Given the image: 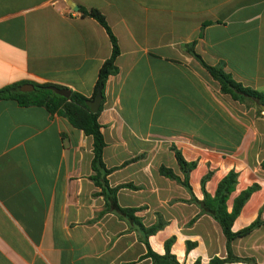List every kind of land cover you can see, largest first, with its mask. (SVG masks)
<instances>
[{"label":"crops","instance_id":"obj_1","mask_svg":"<svg viewBox=\"0 0 264 264\" xmlns=\"http://www.w3.org/2000/svg\"><path fill=\"white\" fill-rule=\"evenodd\" d=\"M95 8L117 39L98 115L103 161L122 208L135 209L152 251L181 264L227 256L218 222L201 213V179L213 195L233 169L235 190L257 184L234 219L238 231L264 221V110L220 90L201 63L264 91V0H0V88L19 81L50 83L90 96L111 55L105 28L72 8ZM172 147L186 162L187 175ZM92 138L44 106L0 100V264H151L141 233L126 218L103 212L91 179ZM161 167L176 176L161 173ZM191 247L187 249L186 243ZM233 256L264 264V223L231 240Z\"/></svg>","mask_w":264,"mask_h":264},{"label":"trees","instance_id":"obj_2","mask_svg":"<svg viewBox=\"0 0 264 264\" xmlns=\"http://www.w3.org/2000/svg\"><path fill=\"white\" fill-rule=\"evenodd\" d=\"M80 13L85 16H90L96 19L106 30L111 41V55L102 62L95 85L93 87L92 94L86 96L82 93L76 91H70V96L68 98L63 97L55 93L50 87L55 86L58 88H63L58 85H53L50 83H33L34 88L29 91H21L20 86L24 84V81L14 82L5 85L0 88V100L1 99H14L22 106L29 105H41L44 106L50 113H57L67 118L68 121L74 127L81 129L86 135L92 138V152L93 157L91 161V167L93 174L91 179L100 187L99 194L103 196L105 200V207L103 212H114L121 217L126 218L134 227L138 229L141 233L140 240L144 242L147 247V252L145 257L151 259V264H181L176 259L175 255L170 253V246L174 238H170L165 242V252L163 254H157L151 250L148 243V236L153 234L160 227L159 224L152 225L150 227H145L138 217L135 216V209L132 208H122L118 205L116 199V192L122 186L117 185L110 187L107 175L114 168H107L103 161V149L105 147V140L101 132V125L98 122V115L102 108V103L104 100V88L105 82L110 75L116 74L118 69L115 65V59L119 54V46L117 39L112 33L109 25L107 24L104 15L97 9L91 8L87 9L85 7H80ZM184 49L191 54L195 59H197L201 65L207 70L210 76L218 82L220 90L223 93H227L232 99L238 100L240 102H253L259 108L261 104L264 105V91L256 90L250 86H246L241 82H238L232 78V76L227 73L222 65H209L203 61L201 56L194 49V42L187 43L184 45ZM101 93V102L99 108L96 112H91L87 102L93 99L95 95ZM264 110V109H263ZM260 111V108H259ZM175 157L184 174V180L182 184L190 188L187 175L188 172L195 167L196 162H186L181 152L175 147H172ZM161 173L169 177L175 178L176 176L172 173L170 169L161 167ZM211 176V172L208 171L201 179V188L203 192V198L198 200L193 198L197 205L200 207L201 213H207L211 215L220 225L221 230L227 240V256L225 258H212L208 264H223L225 262L233 261H251L248 258H241L233 256L229 249V244L231 240L237 237H242L249 234L255 227L264 223L258 216L254 221H252L246 227L233 232L231 229L234 219L239 214V211L246 200L249 198L250 194L258 188L257 184H253L246 189L242 190L233 200V205L230 211L227 210L226 201L230 194L235 190L237 183L238 173L233 169H230L218 182L216 190L213 195H210L205 190V182ZM187 249L191 247V243H186ZM198 264V263H195Z\"/></svg>","mask_w":264,"mask_h":264},{"label":"water","instance_id":"obj_3","mask_svg":"<svg viewBox=\"0 0 264 264\" xmlns=\"http://www.w3.org/2000/svg\"><path fill=\"white\" fill-rule=\"evenodd\" d=\"M68 3L72 6V8L76 11L79 10V6L73 3L72 1H68ZM21 91H29L34 88V85L32 83H24L20 87ZM55 93L68 98L70 96V90L67 88H58L55 86L50 87ZM101 102V93L98 92L93 99L88 100L87 105L91 112H96L99 108ZM261 109H264V105H260Z\"/></svg>","mask_w":264,"mask_h":264}]
</instances>
